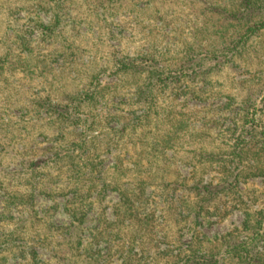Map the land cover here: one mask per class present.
<instances>
[{
	"label": "rangeland",
	"instance_id": "1",
	"mask_svg": "<svg viewBox=\"0 0 264 264\" xmlns=\"http://www.w3.org/2000/svg\"><path fill=\"white\" fill-rule=\"evenodd\" d=\"M0 264H264V0H0Z\"/></svg>",
	"mask_w": 264,
	"mask_h": 264
},
{
	"label": "trees",
	"instance_id": "2",
	"mask_svg": "<svg viewBox=\"0 0 264 264\" xmlns=\"http://www.w3.org/2000/svg\"><path fill=\"white\" fill-rule=\"evenodd\" d=\"M233 248V250L235 249L236 250V246L235 247H232Z\"/></svg>",
	"mask_w": 264,
	"mask_h": 264
}]
</instances>
